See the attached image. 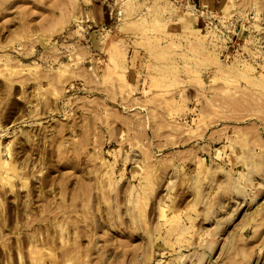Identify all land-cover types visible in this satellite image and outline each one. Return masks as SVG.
I'll list each match as a JSON object with an SVG mask.
<instances>
[{
	"label": "rangeland",
	"instance_id": "obj_1",
	"mask_svg": "<svg viewBox=\"0 0 264 264\" xmlns=\"http://www.w3.org/2000/svg\"><path fill=\"white\" fill-rule=\"evenodd\" d=\"M0 264H264V0H0Z\"/></svg>",
	"mask_w": 264,
	"mask_h": 264
}]
</instances>
